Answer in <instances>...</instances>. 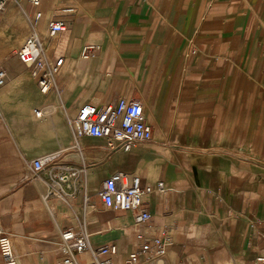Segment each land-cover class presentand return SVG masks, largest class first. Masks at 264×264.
<instances>
[{
  "label": "crops",
  "instance_id": "obj_1",
  "mask_svg": "<svg viewBox=\"0 0 264 264\" xmlns=\"http://www.w3.org/2000/svg\"><path fill=\"white\" fill-rule=\"evenodd\" d=\"M37 12L47 58H63L46 94L18 55ZM55 19L66 28L51 36ZM88 47L95 57L83 56ZM0 69V225L19 264H63L64 229L85 231L93 248L116 245L114 264L129 260L139 234L166 242L153 264H264V0H9ZM118 100L142 103L151 139L129 151L104 138L77 144L80 107ZM49 154L36 173L33 161ZM63 164L86 173L75 187L60 182L59 197L49 175ZM117 171L164 182L144 197L149 221L100 200Z\"/></svg>",
  "mask_w": 264,
  "mask_h": 264
},
{
  "label": "built area",
  "instance_id": "obj_2",
  "mask_svg": "<svg viewBox=\"0 0 264 264\" xmlns=\"http://www.w3.org/2000/svg\"><path fill=\"white\" fill-rule=\"evenodd\" d=\"M0 0V13L6 2ZM35 6L40 0H30ZM42 13L37 12L35 17L29 18L33 32L27 37L21 49L19 58L23 64L32 69L33 74L38 78L40 91L48 93L55 86L56 75L63 63V58L49 60L44 52L42 42L35 30V25L41 18ZM51 36L65 30L64 20H51L48 24ZM97 48L88 47L83 51L85 58L95 57ZM6 74L0 69V88L5 84ZM37 117L42 116L40 110L35 109ZM71 122L76 143L83 136L104 138L108 141V147L119 148L129 151L137 142L148 141L152 137V128L144 120L142 103L138 100H118L103 105L91 103L83 104ZM55 158L49 154L33 161V169L40 172L45 165L51 163ZM60 172L50 170L49 180L55 190V194L62 197L66 194L65 189L60 185L64 183L67 188H72L81 181L86 173V166L62 165ZM167 187L164 182H158L156 186L143 185L139 176H129L124 172H113L102 183L98 192L103 204L113 210H130L137 213V219L145 223L152 218V214L143 208L144 197L154 192H164ZM63 254V264H81L78 256L85 251H90L92 260L84 264H114L110 255L117 252L116 245H104L93 248L90 245L87 233H76L72 229H64L60 232ZM141 244L139 248L130 254L125 264H153L166 256V242L161 237L146 238L143 234L138 235ZM140 256L144 261H140ZM0 258L2 264H19L18 256L14 249L13 240L10 234L0 225ZM259 261L264 262V258Z\"/></svg>",
  "mask_w": 264,
  "mask_h": 264
}]
</instances>
